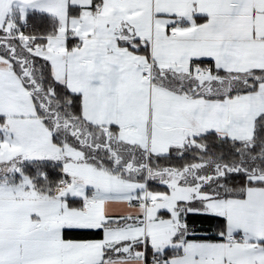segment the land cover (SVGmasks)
Here are the masks:
<instances>
[{"label": "snow or ice", "instance_id": "1", "mask_svg": "<svg viewBox=\"0 0 264 264\" xmlns=\"http://www.w3.org/2000/svg\"><path fill=\"white\" fill-rule=\"evenodd\" d=\"M5 146L0 264H264V0H0Z\"/></svg>", "mask_w": 264, "mask_h": 264}, {"label": "rangeland", "instance_id": "2", "mask_svg": "<svg viewBox=\"0 0 264 264\" xmlns=\"http://www.w3.org/2000/svg\"><path fill=\"white\" fill-rule=\"evenodd\" d=\"M10 151H12V150H8L7 146H5V148H3V149H0V159L7 158L8 153Z\"/></svg>", "mask_w": 264, "mask_h": 264}, {"label": "crops", "instance_id": "3", "mask_svg": "<svg viewBox=\"0 0 264 264\" xmlns=\"http://www.w3.org/2000/svg\"><path fill=\"white\" fill-rule=\"evenodd\" d=\"M110 11V10H109ZM107 14V13H106ZM8 149V148H7ZM8 150H11V149H8ZM37 208H38V204H37Z\"/></svg>", "mask_w": 264, "mask_h": 264}]
</instances>
